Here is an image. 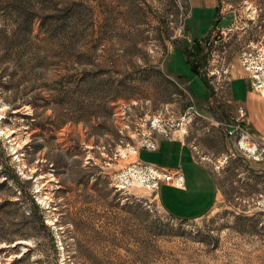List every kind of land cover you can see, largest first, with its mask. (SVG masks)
<instances>
[{"label": "rangeland", "instance_id": "obj_1", "mask_svg": "<svg viewBox=\"0 0 264 264\" xmlns=\"http://www.w3.org/2000/svg\"><path fill=\"white\" fill-rule=\"evenodd\" d=\"M191 10L190 0H0V264H264V134L251 130L263 114L246 125L254 142L234 141L260 169L227 160L214 130L219 162L193 146L221 174L204 218L172 216L139 161L173 123L198 124L201 140L204 114L236 116L229 91L215 96L205 77L207 39L238 50L264 35V0H218L216 16L194 9L192 20ZM227 15L237 29L224 38ZM171 72L199 99L205 80L214 104L198 105Z\"/></svg>", "mask_w": 264, "mask_h": 264}, {"label": "crops", "instance_id": "obj_2", "mask_svg": "<svg viewBox=\"0 0 264 264\" xmlns=\"http://www.w3.org/2000/svg\"><path fill=\"white\" fill-rule=\"evenodd\" d=\"M190 5L192 9L190 12L191 20L194 17V9L201 11L214 10L213 13H215L216 16L218 0H190ZM229 19L230 15H227V17L220 21V23L228 26L229 24L227 23ZM212 28L213 24L207 32L203 29L200 30L199 37L196 39L201 40L208 36ZM192 71L196 75L201 76L193 69ZM172 74L185 79L189 86V90L193 94L198 105L206 106L214 104L213 100L215 98L210 97V87L205 80L204 82L207 87V93L204 98L199 99L191 89L192 82L188 81L185 76L179 73ZM230 79L231 82L228 89L229 96L227 98H229L230 102L236 106V109L238 107L246 109V114L249 115V119L246 123H249V120L251 121V119L254 122L253 116H255L256 111L263 114L264 119V97H261L253 89L251 77L245 72L242 66L237 64L233 66ZM216 104L220 103L216 102ZM204 117V123L208 128L203 131V137L201 140L198 136L194 135L198 124H189L187 130L176 129L172 132L170 138L158 140L156 150L149 151L142 149L138 154L141 163L153 165L163 171L172 174L178 173L183 176L184 186L182 188H177L169 184H161L157 196L163 207L175 218L185 220H198L204 218L214 210L221 197V174L215 171L213 165L199 161L195 157L193 151V146H197L198 148L201 147L204 152H206V155L208 156L207 158L212 159L214 162L215 160H218L217 162L221 160L220 156L222 155L216 153L217 151L213 148L211 142L208 141V139L211 140L212 136H214V133L212 134L211 130H214L216 133L218 132L221 137L225 138L228 149V153H226L225 156L227 160H230L231 162L241 160L248 168L260 169L259 166L253 167L254 162L250 156L245 154L242 156L238 154L236 146L234 145V141L237 139L233 136H228V132L234 130L233 117L211 113L204 114ZM252 125L253 128H251V130L254 129L261 134H264V124L259 125L253 123ZM218 127H221V129L217 131L216 129ZM217 139L218 138H216V140ZM262 170H264V167Z\"/></svg>", "mask_w": 264, "mask_h": 264}, {"label": "built area", "instance_id": "obj_3", "mask_svg": "<svg viewBox=\"0 0 264 264\" xmlns=\"http://www.w3.org/2000/svg\"><path fill=\"white\" fill-rule=\"evenodd\" d=\"M236 29V27L230 24L225 30L220 31V33L224 38H227L233 36ZM211 38L207 39L206 42H208V46L214 45L215 49L211 54L209 65L204 68V71L209 85L214 88L215 95H221L224 90L228 91L233 70V60L237 56L242 68L251 77L253 89L260 96L264 97V35L257 40H250L238 50H232L227 43L228 40H224L223 43L219 44L217 39L214 40V36H211ZM200 73L203 74L202 72ZM201 76L203 77L204 75ZM228 103L230 102L228 101ZM193 113L200 116L194 106L188 110V114ZM246 115V109L238 107L236 116L232 118L234 121V130L228 132V136H233L238 139V145L241 149L243 148V142L251 144V142L255 141V138L249 133L246 127ZM181 120L185 121V117ZM181 125L179 123H173L169 128L163 129V132L166 134L165 137L170 138L169 134L171 133L168 132L176 130ZM164 128L166 127L164 126ZM252 144L256 149V145L254 143ZM142 149L149 151L156 150V140L147 138ZM197 149V146L194 147V150ZM142 167L151 175L153 187L159 188L161 184H169L177 188L184 186V179L181 174H172L149 164H143Z\"/></svg>", "mask_w": 264, "mask_h": 264}, {"label": "trees", "instance_id": "obj_4", "mask_svg": "<svg viewBox=\"0 0 264 264\" xmlns=\"http://www.w3.org/2000/svg\"><path fill=\"white\" fill-rule=\"evenodd\" d=\"M16 179L19 181L20 178L19 177H16ZM32 204H33V207H34V214L32 216H37V220L39 221V227L40 228H44L45 227V224H44V215H43V210L40 209V206L39 204H37L34 200H32ZM39 214V215H38Z\"/></svg>", "mask_w": 264, "mask_h": 264}, {"label": "bare ground", "instance_id": "obj_5", "mask_svg": "<svg viewBox=\"0 0 264 264\" xmlns=\"http://www.w3.org/2000/svg\"><path fill=\"white\" fill-rule=\"evenodd\" d=\"M261 97H263V96H261ZM249 133H250V132H249ZM246 144H247V143L243 142L242 146L244 147V145L246 146ZM152 166H153V165H152Z\"/></svg>", "mask_w": 264, "mask_h": 264}]
</instances>
